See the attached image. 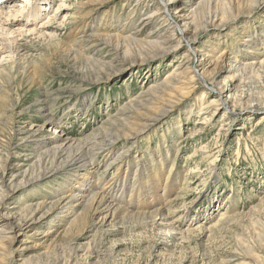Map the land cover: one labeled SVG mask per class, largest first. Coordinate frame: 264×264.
Here are the masks:
<instances>
[{
  "label": "rangeland",
  "instance_id": "rangeland-1",
  "mask_svg": "<svg viewBox=\"0 0 264 264\" xmlns=\"http://www.w3.org/2000/svg\"><path fill=\"white\" fill-rule=\"evenodd\" d=\"M23 1L0 0L20 11L0 33L1 204L41 217L43 246H0V264H264V0H176L207 62L206 87L176 93L189 47L174 14L144 21L158 0ZM81 140L101 143L84 167ZM159 176L152 198H128ZM105 184L117 201L91 202Z\"/></svg>",
  "mask_w": 264,
  "mask_h": 264
},
{
  "label": "bare ground",
  "instance_id": "bare-ground-1",
  "mask_svg": "<svg viewBox=\"0 0 264 264\" xmlns=\"http://www.w3.org/2000/svg\"><path fill=\"white\" fill-rule=\"evenodd\" d=\"M46 1H48V0H44L43 1L44 5H46L45 4ZM23 2H24V4L25 3L30 4L29 0H24ZM83 4L84 3L80 2L79 5H83ZM87 4H89V2ZM158 4H159L158 9H156L151 15L145 17L144 21H147L149 23H153V22H157L159 19H161L164 16L167 17V16H170V15L172 16L174 14L175 18H172L173 19L172 28L174 29L173 32L175 34L174 36H176L177 41L179 40V44L180 45H186V46L189 47L188 53L185 56V60H186L185 69H182L181 71H178L176 74H174L171 77L172 79H171L170 83H173V85H174L173 93H176L178 91L179 92L180 91H184L186 89L187 90L191 89V88H193V87H195L197 85V82L202 87H206V86H203V84L201 83V82L204 81V76L200 73V70L204 69V67L207 64V62H206L205 59L199 58L198 54H196L195 49H193L194 48L193 43H194V40L196 39L195 38L196 37V32H191L188 29L187 25H185V22H188L190 20V18L187 15H185V13H183V10L178 9L177 6H175L176 5V0H158ZM17 7L19 8V6H16V8ZM0 8H3L5 10V9H7V5L5 3H3V2L2 3L0 2ZM18 8L15 10L16 14L12 15V16L11 15L9 16V13L11 11H8V12L4 13V11L2 12L3 9H0V33L2 34L1 36H7V35L13 34L12 32L9 33L7 31H5L3 23L10 24L11 21L15 20L14 17H17V19H18L19 16H20V14H19L20 11L18 10ZM22 9H23V11L26 9L25 5L22 7ZM3 15L6 18L4 20L1 19V17ZM30 17H31V15L30 16L28 15L27 18L30 19ZM222 20H223L222 18L219 19V20H217L216 18L214 19V21H219V22H221ZM24 25H26V24H24ZM20 34L23 35L24 33H20ZM162 43L165 44V40L162 41ZM8 47H10V46H8ZM5 50L6 51L9 50V53H11L12 49L11 50L7 49L4 45L0 44V54L5 53L6 52ZM181 64H183V63H181ZM245 68H248V67L245 66ZM245 68H242V69H238L237 68V69H238V72H240L241 70H243ZM204 84L207 85V83H205V81H204ZM41 116L43 117V113H42ZM56 133H57V131H54L53 135H55ZM60 139L62 141L61 142L62 143L61 146L63 147L60 150V152H63L64 155H68L67 152L72 150L74 147L71 146V144L68 145L69 144V139H67V138L63 139L62 136H60ZM93 145L94 146L95 145H101V143H100V141H98L97 144L93 143V144L90 145V142L84 141V140H81V141H79L77 143V146L75 147V149L77 147L79 149V154L77 155V157H78L77 160L81 161V163H82L81 167H84V166H86V164H89V161H90V159L92 157V150H93V149L91 150V147H93ZM161 170H162V168L160 166V171ZM159 178H160V176L157 178V180L154 181L153 184L152 183L148 184V185L145 184L146 186L142 185V187L139 186V188L137 189V193L131 192L133 194H129L128 198H132V199L136 198L137 199V198L142 197V198H144L143 201L146 200L147 198H152L153 192L158 189L159 185L157 184V182H159ZM76 179H77V183H76L77 186H79L80 189L84 193H86L88 189H92L94 186H96L95 185L96 183L95 184H91V183H89L87 181V180H89V174L85 175L84 173H80V177L76 178ZM107 185H108V183H107ZM105 186H106V184L105 185H101V188H99V187L97 188V190H99V191L93 193V195H92V197L90 199L91 202L102 203L103 201H106L107 198L111 199L113 202L117 201V198L114 195H112V196L109 195V193H110L109 190L107 191V190L104 189ZM150 186H152V187H150ZM110 187H111V185H109V188ZM150 190H152V191L150 192ZM83 192H81V193H77L76 192V194L69 195V197H67V203L68 202H72L73 200L74 201L81 200L83 195H79V194H83ZM0 197H1L0 198V219L2 220V226H1L2 230L0 231V246L6 245V244H9V243H14L17 240L18 241L22 240V242L24 241L27 245H23L22 247H20L19 250H21V251L22 250H30V251H32V249L35 250V249L40 248L42 244L40 245L39 243H37L38 242L37 235H40L39 233L41 231L39 232V230H35L33 234H30L29 230L37 225V223H38V221H40L41 217L36 218L35 217L36 214L34 216V212H30V216H25V217L20 218V220L15 221L14 215L11 216V214H12L11 211H9L7 209V207L5 208V206H3V204H1L2 203V199L6 198L5 191H0ZM161 199H162V197H159L158 199H154L153 202L156 201V202L161 203V202H163V200H161ZM177 200H178V198H177ZM130 201L131 200H128L127 202H130ZM151 203L141 202V203H133L132 205L131 204L130 205L132 207H134L136 210H141V209H145L147 206H148V208H150L151 207ZM73 205H78V204H73ZM110 207H112V206H110ZM106 209L108 211L110 210L109 205L107 206ZM36 211L37 210H35V213H36ZM67 211L69 213L73 212L72 210H67ZM148 215L152 216V217L155 216L156 218L159 217L158 216L159 215L158 214V209H156L155 211H153L151 214H148ZM161 217H162L163 221L168 218L167 214H166V217H163V216H161ZM156 225L162 226L161 223H156ZM170 229L173 230V227H171ZM39 257H38L37 254L35 255V253L32 252L26 258L25 257L22 258V260H23V262L25 264H34V263L38 264V261L40 259ZM55 263H56V261H55Z\"/></svg>",
  "mask_w": 264,
  "mask_h": 264
}]
</instances>
